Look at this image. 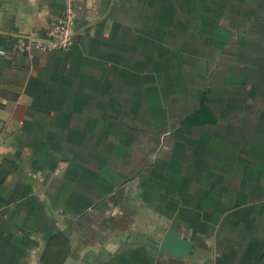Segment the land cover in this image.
<instances>
[{
  "label": "crops",
  "instance_id": "obj_1",
  "mask_svg": "<svg viewBox=\"0 0 264 264\" xmlns=\"http://www.w3.org/2000/svg\"><path fill=\"white\" fill-rule=\"evenodd\" d=\"M0 49V264H264V0H0Z\"/></svg>",
  "mask_w": 264,
  "mask_h": 264
},
{
  "label": "built area",
  "instance_id": "obj_2",
  "mask_svg": "<svg viewBox=\"0 0 264 264\" xmlns=\"http://www.w3.org/2000/svg\"><path fill=\"white\" fill-rule=\"evenodd\" d=\"M76 42V17L74 5L68 2L60 15L44 35L30 34L25 36L24 49L28 53L34 50L67 51ZM0 53L5 50L0 49Z\"/></svg>",
  "mask_w": 264,
  "mask_h": 264
},
{
  "label": "water",
  "instance_id": "obj_3",
  "mask_svg": "<svg viewBox=\"0 0 264 264\" xmlns=\"http://www.w3.org/2000/svg\"><path fill=\"white\" fill-rule=\"evenodd\" d=\"M169 236H170V234H169ZM169 236H167V241L173 242Z\"/></svg>",
  "mask_w": 264,
  "mask_h": 264
}]
</instances>
